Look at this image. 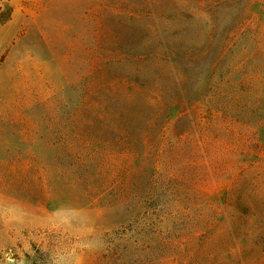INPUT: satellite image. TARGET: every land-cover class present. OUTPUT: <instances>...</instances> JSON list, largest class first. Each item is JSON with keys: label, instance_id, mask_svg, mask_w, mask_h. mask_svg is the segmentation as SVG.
I'll list each match as a JSON object with an SVG mask.
<instances>
[{"label": "rangeland", "instance_id": "1", "mask_svg": "<svg viewBox=\"0 0 264 264\" xmlns=\"http://www.w3.org/2000/svg\"><path fill=\"white\" fill-rule=\"evenodd\" d=\"M150 1L180 2L0 0V264H131V255L125 263L116 262L117 255L131 251V236L143 228L157 239L143 238V261L184 264L188 258L179 241L202 207L197 189L221 195L229 173L248 161L240 148L246 129L233 132L224 125L205 136L209 141L202 147H175L169 158H156L149 141L136 161L131 144L111 138L100 147L97 165L83 166L71 157L72 113L83 98L87 73L95 72L96 83L104 60L131 55V38L159 24L132 18L144 14ZM238 46L223 52L217 76H225ZM114 68L106 82L131 94V63ZM178 117L171 112L166 121L171 141ZM79 127L80 134L92 131ZM179 129L184 133L187 127ZM74 146L82 158L92 152ZM248 149L264 158V147ZM156 159L161 164L155 173ZM168 239L172 244L163 246ZM216 243H209L215 247L201 264H234L236 259L220 256ZM246 263L264 264V257H246Z\"/></svg>", "mask_w": 264, "mask_h": 264}, {"label": "trees", "instance_id": "2", "mask_svg": "<svg viewBox=\"0 0 264 264\" xmlns=\"http://www.w3.org/2000/svg\"><path fill=\"white\" fill-rule=\"evenodd\" d=\"M179 1L171 5L150 1V9L132 18L159 24L131 38V55L104 60L96 83L91 79L95 72L87 73L83 98L72 113L69 152L83 166L97 165L100 147L111 138L114 144H131L136 161L149 141L156 158H169L175 147L181 151L202 147L209 141L205 136L216 134V126L233 132L235 127L246 129L247 137L237 142L242 141L240 148L248 153L244 156L248 161L238 162L229 173L221 195L197 189L195 199L202 207L195 226L179 242L188 258L184 264H201L202 257L212 253L215 245L209 243L214 240L221 257L247 264L246 257H264V158L256 149L253 155L248 149L264 147V0ZM237 46L224 76L228 84H224L225 78L217 76L223 52ZM128 63L131 94L106 82L115 75V65ZM234 65L239 75L235 81ZM137 76L141 78L133 80ZM171 112L179 114L173 141L164 133ZM220 115L225 121L218 123ZM183 124L187 129L181 133ZM79 126L92 131L77 133ZM74 145L92 152L82 158ZM156 162L155 173L161 164ZM143 238H150L144 228L131 236V251H120L116 262L125 263L131 255V264H154L140 258L147 242ZM171 244L170 239L163 242V246Z\"/></svg>", "mask_w": 264, "mask_h": 264}]
</instances>
